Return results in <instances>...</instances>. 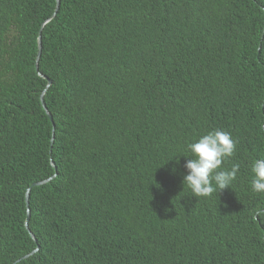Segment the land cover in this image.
<instances>
[{"label":"trees","instance_id":"1","mask_svg":"<svg viewBox=\"0 0 264 264\" xmlns=\"http://www.w3.org/2000/svg\"><path fill=\"white\" fill-rule=\"evenodd\" d=\"M55 5L0 0V264H264V0ZM217 129L240 169L196 198Z\"/></svg>","mask_w":264,"mask_h":264},{"label":"clouds","instance_id":"2","mask_svg":"<svg viewBox=\"0 0 264 264\" xmlns=\"http://www.w3.org/2000/svg\"><path fill=\"white\" fill-rule=\"evenodd\" d=\"M236 141L231 134L222 130H212L202 135L196 142L187 145L190 156L184 165L187 174L183 184L196 198L210 197L213 193L231 187L240 169L239 163H233L230 170L221 166L225 160L233 157ZM220 169V170H218ZM251 189L255 193H264V158H257L251 166Z\"/></svg>","mask_w":264,"mask_h":264},{"label":"water","instance_id":"3","mask_svg":"<svg viewBox=\"0 0 264 264\" xmlns=\"http://www.w3.org/2000/svg\"><path fill=\"white\" fill-rule=\"evenodd\" d=\"M55 1H56V5H55V9H54V11H53L52 16H54V15L56 14V11H57L58 6H59V0H55ZM37 43H38V51H37V57H36V63H35V67H36V69H37V61H38L39 54H40V49H41V40H40V36H38ZM38 74H39L40 76H42V77L45 78V76H44L41 72H38ZM49 84H50V82L47 80V86H48ZM43 94H44V90H43V92L41 93L40 101H41L42 106H43V108L45 109V111H46L48 117H49L50 120H51V119H52V118H51V115H50V113L48 112V110H47V108H46V106H45V104H44V102H43ZM52 126H53V125H52ZM52 133H53V128H52ZM52 140H53V138H51V143H52ZM51 165L54 166L53 162H51ZM50 179H51V177L46 178V179H43V180H41V181L34 182L32 185H33V186H36V185L44 184V183H46L47 181H49ZM28 196H29V190H27L26 195H25V203H26L27 213H26V218H25V223H24L26 229L29 231V229H28V219H29ZM29 233L31 234L30 231H29ZM31 236L33 237L32 234H31ZM34 240H35V239H34ZM34 250H36V248H35ZM31 253H32V252H31ZM28 255H29V254L23 256L22 258H25V257H27Z\"/></svg>","mask_w":264,"mask_h":264}]
</instances>
